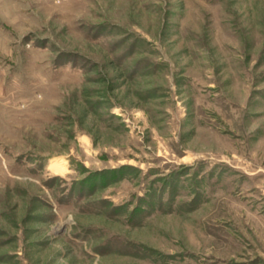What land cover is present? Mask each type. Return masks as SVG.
<instances>
[{"label":"rangeland","instance_id":"374dc122","mask_svg":"<svg viewBox=\"0 0 264 264\" xmlns=\"http://www.w3.org/2000/svg\"><path fill=\"white\" fill-rule=\"evenodd\" d=\"M0 264H264V0H0Z\"/></svg>","mask_w":264,"mask_h":264},{"label":"bare ground","instance_id":"6f19581e","mask_svg":"<svg viewBox=\"0 0 264 264\" xmlns=\"http://www.w3.org/2000/svg\"><path fill=\"white\" fill-rule=\"evenodd\" d=\"M50 163H51V165H50L51 167L58 169L57 168L58 165L56 164L55 160H52Z\"/></svg>","mask_w":264,"mask_h":264}]
</instances>
